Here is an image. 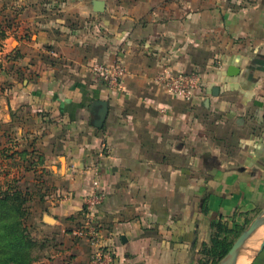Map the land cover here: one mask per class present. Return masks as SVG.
Here are the masks:
<instances>
[{"label":"crops","instance_id":"obj_1","mask_svg":"<svg viewBox=\"0 0 264 264\" xmlns=\"http://www.w3.org/2000/svg\"><path fill=\"white\" fill-rule=\"evenodd\" d=\"M103 1L0 0V126L37 157L52 243L33 264H91L74 232L97 170L112 264L208 261L219 225L234 243L264 210V0ZM115 61L119 87L92 70ZM165 67L200 75L191 100L157 81ZM243 258L264 264V248Z\"/></svg>","mask_w":264,"mask_h":264},{"label":"built area","instance_id":"obj_2","mask_svg":"<svg viewBox=\"0 0 264 264\" xmlns=\"http://www.w3.org/2000/svg\"><path fill=\"white\" fill-rule=\"evenodd\" d=\"M92 70L101 82L111 87H119L127 75L126 67L120 61H115L112 64L94 62ZM156 79L171 95L187 101L197 94L202 85L200 75L197 72L181 71L175 73L167 67L158 73ZM94 174L92 190L84 199L85 220L75 230L74 234L86 238L93 245L90 257L91 264H112L114 253L102 244L101 230L96 218V211L104 202L106 193L100 188L98 170Z\"/></svg>","mask_w":264,"mask_h":264},{"label":"trees","instance_id":"obj_3","mask_svg":"<svg viewBox=\"0 0 264 264\" xmlns=\"http://www.w3.org/2000/svg\"><path fill=\"white\" fill-rule=\"evenodd\" d=\"M4 36L2 31L0 38ZM27 153L25 149L21 152L14 151L10 156L16 157L15 155L19 154V157L27 158ZM27 196V191L13 187L0 194V264H32L36 260L33 251L38 243L30 236L24 219ZM223 230L229 231L222 225L217 227L218 232L212 238V245L203 251L211 259L203 260L200 264H217L229 251L233 241H229L227 236H222Z\"/></svg>","mask_w":264,"mask_h":264},{"label":"rangeland","instance_id":"obj_4","mask_svg":"<svg viewBox=\"0 0 264 264\" xmlns=\"http://www.w3.org/2000/svg\"><path fill=\"white\" fill-rule=\"evenodd\" d=\"M3 61L2 57H0V67H3ZM7 139L3 127L0 126V194L9 187L23 189L28 192V201L24 204V219L30 236L38 243L33 251L37 258L44 249L52 244L45 236V230L41 224V216L37 215L36 211L38 195L34 183L36 179L38 180L39 174L33 169V165L37 163V157L32 159L30 157L10 156L11 152L7 150V146L11 147L9 146L11 143ZM247 261L245 260L242 264H246Z\"/></svg>","mask_w":264,"mask_h":264},{"label":"water","instance_id":"obj_5","mask_svg":"<svg viewBox=\"0 0 264 264\" xmlns=\"http://www.w3.org/2000/svg\"><path fill=\"white\" fill-rule=\"evenodd\" d=\"M94 9L103 11L104 1L94 0ZM95 105L99 107L97 118L94 121L96 127H102L107 111L108 104L106 101L97 100ZM54 219L47 215L45 221L52 222ZM264 248V210L259 213L252 223L246 228L233 243L229 251L217 264H237L238 261L246 254Z\"/></svg>","mask_w":264,"mask_h":264},{"label":"bare ground","instance_id":"obj_6","mask_svg":"<svg viewBox=\"0 0 264 264\" xmlns=\"http://www.w3.org/2000/svg\"><path fill=\"white\" fill-rule=\"evenodd\" d=\"M250 256H251V255H250ZM251 257H252V256H251ZM245 260H248V259H247V258H246V259H244V258L241 259L240 262H239V264H242Z\"/></svg>","mask_w":264,"mask_h":264}]
</instances>
